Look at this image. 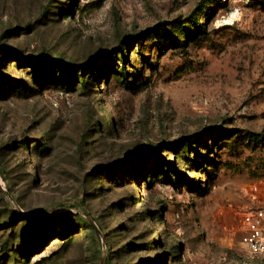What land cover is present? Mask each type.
I'll use <instances>...</instances> for the list:
<instances>
[{
    "label": "rangeland",
    "instance_id": "rangeland-1",
    "mask_svg": "<svg viewBox=\"0 0 264 264\" xmlns=\"http://www.w3.org/2000/svg\"><path fill=\"white\" fill-rule=\"evenodd\" d=\"M263 203L264 0H0V264H264Z\"/></svg>",
    "mask_w": 264,
    "mask_h": 264
},
{
    "label": "built area",
    "instance_id": "built-area-1",
    "mask_svg": "<svg viewBox=\"0 0 264 264\" xmlns=\"http://www.w3.org/2000/svg\"><path fill=\"white\" fill-rule=\"evenodd\" d=\"M254 190L257 191L258 187ZM241 243L251 256L264 257V203L247 216Z\"/></svg>",
    "mask_w": 264,
    "mask_h": 264
},
{
    "label": "trees",
    "instance_id": "trees-1",
    "mask_svg": "<svg viewBox=\"0 0 264 264\" xmlns=\"http://www.w3.org/2000/svg\"><path fill=\"white\" fill-rule=\"evenodd\" d=\"M18 215H20V214H18ZM18 215H17V216H18ZM93 227H94V226H93Z\"/></svg>",
    "mask_w": 264,
    "mask_h": 264
},
{
    "label": "water",
    "instance_id": "water-1",
    "mask_svg": "<svg viewBox=\"0 0 264 264\" xmlns=\"http://www.w3.org/2000/svg\"><path fill=\"white\" fill-rule=\"evenodd\" d=\"M102 264H104V263L102 262Z\"/></svg>",
    "mask_w": 264,
    "mask_h": 264
}]
</instances>
